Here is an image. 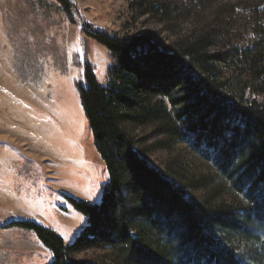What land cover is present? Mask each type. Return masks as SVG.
I'll return each mask as SVG.
<instances>
[{"label":"trees","instance_id":"obj_1","mask_svg":"<svg viewBox=\"0 0 264 264\" xmlns=\"http://www.w3.org/2000/svg\"><path fill=\"white\" fill-rule=\"evenodd\" d=\"M126 1L137 17L171 24L215 0ZM58 2L113 61L108 85L89 61L78 85L108 181L97 204L67 197L87 220L69 245L31 221L5 227L34 231L50 264H264V2L230 7L169 52L146 35L97 29L70 0ZM234 14L245 19L243 33L227 32ZM126 125L153 129L160 150L187 145L212 172L179 158L164 171L151 167ZM88 251L103 256L75 258Z\"/></svg>","mask_w":264,"mask_h":264},{"label":"rangeland","instance_id":"obj_2","mask_svg":"<svg viewBox=\"0 0 264 264\" xmlns=\"http://www.w3.org/2000/svg\"><path fill=\"white\" fill-rule=\"evenodd\" d=\"M70 1L84 23L120 36L146 35L169 52L178 41L198 38L204 25H217V16L247 0H215L191 9L187 19L171 24L137 17L126 0ZM243 22L241 15L234 14V27H227V32L243 33ZM83 38L87 47L81 45ZM232 42L241 39L233 37ZM87 61L99 84L108 85L113 63L108 50L85 37L58 0H0V264L52 262L50 250L34 231L6 228L7 224L34 222L69 245L87 220L67 197L90 204L101 201L108 174L78 90V85L85 84ZM124 128L142 140L139 146L147 150L151 167L164 171L179 158L194 172H212L187 145L160 150L154 144L161 137L153 135V129ZM101 256L102 251H88L75 258L96 260Z\"/></svg>","mask_w":264,"mask_h":264}]
</instances>
